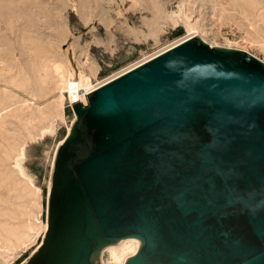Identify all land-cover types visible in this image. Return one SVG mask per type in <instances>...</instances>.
<instances>
[{
  "label": "water",
  "instance_id": "1",
  "mask_svg": "<svg viewBox=\"0 0 264 264\" xmlns=\"http://www.w3.org/2000/svg\"><path fill=\"white\" fill-rule=\"evenodd\" d=\"M73 109L25 264H264V61L193 36Z\"/></svg>",
  "mask_w": 264,
  "mask_h": 264
},
{
  "label": "rangeland",
  "instance_id": "2",
  "mask_svg": "<svg viewBox=\"0 0 264 264\" xmlns=\"http://www.w3.org/2000/svg\"><path fill=\"white\" fill-rule=\"evenodd\" d=\"M193 32L264 61V0H0V222L22 236L1 240L0 264H25L45 236L75 120L67 82L96 85ZM107 247L98 264H118Z\"/></svg>",
  "mask_w": 264,
  "mask_h": 264
},
{
  "label": "bare ground",
  "instance_id": "3",
  "mask_svg": "<svg viewBox=\"0 0 264 264\" xmlns=\"http://www.w3.org/2000/svg\"><path fill=\"white\" fill-rule=\"evenodd\" d=\"M249 1H252V0H249ZM191 13L195 14L197 12L192 10ZM193 36H198V34L196 32H193L191 35H189V36H187V37H185V38H183V39H181V40H179V41H177V42H175L173 44H170L169 46H167V47H165V48H163L161 50H158L157 52H155V53H153L151 55H148V56L142 58L141 60L136 61L133 64H130L126 68L120 70L119 72H117L114 75L110 76L108 79H105L104 81H102V82H100V83H98L96 85H90V84L86 83L85 81H83L82 79L80 81L72 80V81H68L67 82V86H66L65 90L68 92L69 98L72 101V103L81 101L83 104L86 105L87 104V96H88L87 94L90 93L91 91H93L94 89L100 87L101 85H104L105 83L111 81L115 77L125 73L126 71H128V70H130V69H132V68H134V67H136V66H138V65H140V64H142L144 62H146L147 60H149V59H151V58H153V57H155V56L167 51L168 49H171L172 47L178 45L179 43L192 38ZM202 39L204 40V38H202ZM204 42H206V41L204 40ZM206 43H208V42H206ZM208 44L211 45L210 43H208ZM211 46H213V45H211ZM75 119H76V114H75ZM63 141H61V143ZM50 188H51V184H50V187H49V191H50ZM2 214H4V213L0 210V215H2ZM47 227H48V224H46L45 228L47 229ZM4 235H5V237H4ZM25 236H26V234H25ZM0 237H1L0 242H1V240L3 241V239H5V241H7L6 239H12L13 237L15 238V240L17 242H19L22 239V236L19 235V233L16 231V228H15L14 225L3 224L1 222H0ZM5 241H3V242H5ZM119 242H120L121 245L120 244L119 245L118 244H111L106 249L109 251V253L111 254V258L114 261H116L118 264H125V262L128 259V257L134 255L138 251L139 247L142 244V239L140 237H137V236H130V237H125V238L120 239Z\"/></svg>",
  "mask_w": 264,
  "mask_h": 264
}]
</instances>
